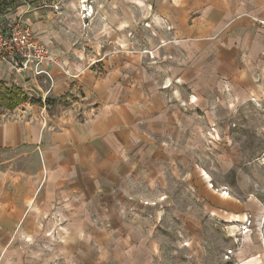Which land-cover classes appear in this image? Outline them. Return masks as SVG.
<instances>
[{"label":"crops","instance_id":"1","mask_svg":"<svg viewBox=\"0 0 264 264\" xmlns=\"http://www.w3.org/2000/svg\"><path fill=\"white\" fill-rule=\"evenodd\" d=\"M155 2L179 45L165 83L135 53L69 54L39 37L57 56L43 65L50 78L0 67V80L29 79L22 85L41 99L0 112V151L11 154L0 162V264H22L39 243L60 247L76 212H118L127 182L172 135L182 87L173 78L194 95L226 90L264 104V0Z\"/></svg>","mask_w":264,"mask_h":264},{"label":"rangeland","instance_id":"2","mask_svg":"<svg viewBox=\"0 0 264 264\" xmlns=\"http://www.w3.org/2000/svg\"><path fill=\"white\" fill-rule=\"evenodd\" d=\"M81 1L20 0L1 26L19 15L69 54L135 53L165 83L179 45L167 41L173 24L157 16L156 0H87L93 15L86 22ZM15 78L0 80V89L41 101L22 85L29 79ZM171 83L182 86L172 91V135L127 182L118 212H76V227L61 228L60 247L32 246L22 264H264V104L226 90L194 95L178 79ZM9 157L0 151V162Z\"/></svg>","mask_w":264,"mask_h":264},{"label":"built area","instance_id":"3","mask_svg":"<svg viewBox=\"0 0 264 264\" xmlns=\"http://www.w3.org/2000/svg\"><path fill=\"white\" fill-rule=\"evenodd\" d=\"M80 13L81 19L88 21L93 15L91 2L82 0ZM17 17L6 27L0 25V67L8 65L15 72L31 70L36 75L45 74L50 78L43 65L57 64V56L39 40L29 23Z\"/></svg>","mask_w":264,"mask_h":264},{"label":"trees","instance_id":"4","mask_svg":"<svg viewBox=\"0 0 264 264\" xmlns=\"http://www.w3.org/2000/svg\"><path fill=\"white\" fill-rule=\"evenodd\" d=\"M20 0H0V14L18 5ZM28 101V98L16 87L6 86L0 89V107L2 109H13L21 103Z\"/></svg>","mask_w":264,"mask_h":264},{"label":"bare ground","instance_id":"5","mask_svg":"<svg viewBox=\"0 0 264 264\" xmlns=\"http://www.w3.org/2000/svg\"><path fill=\"white\" fill-rule=\"evenodd\" d=\"M83 1H85V0H83Z\"/></svg>","mask_w":264,"mask_h":264}]
</instances>
